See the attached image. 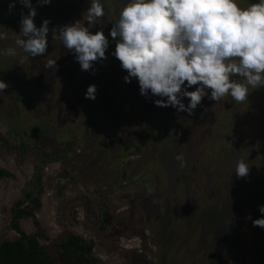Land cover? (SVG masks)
<instances>
[{"label":"rangeland","instance_id":"374dc122","mask_svg":"<svg viewBox=\"0 0 264 264\" xmlns=\"http://www.w3.org/2000/svg\"><path fill=\"white\" fill-rule=\"evenodd\" d=\"M104 2L93 31L108 35L124 0ZM9 3L0 0V31L8 34L0 49L15 47L21 12L29 11L19 0L9 11ZM32 5L37 26L51 21L48 52L0 56L9 84L0 93V166L14 174L0 179V243L21 237L13 210L32 208L31 192L41 207L19 219L21 228L60 264H69L60 245L71 232L94 244L95 264H264V229L252 224L264 204V88L243 104L204 98L194 115L157 107L135 79L124 82L113 56L81 71L55 38L52 29L82 19L87 0ZM48 59L58 69L45 68ZM12 73L22 82L13 85ZM93 83L96 99H86ZM241 158L247 178L234 173Z\"/></svg>","mask_w":264,"mask_h":264},{"label":"clouds","instance_id":"9594fccd","mask_svg":"<svg viewBox=\"0 0 264 264\" xmlns=\"http://www.w3.org/2000/svg\"><path fill=\"white\" fill-rule=\"evenodd\" d=\"M51 2L38 0L41 5ZM19 3L29 11L21 12L15 47L0 49V56L15 57L17 49L25 60L45 56L51 21L44 19L37 26L32 0ZM87 3L82 19L51 30L81 71L94 72V66L111 55L126 72L124 82L137 81L140 95L158 97L153 100L155 106L189 115L195 114L204 98L220 102L229 97L230 102L243 104L251 90L264 88V0H249L246 5L241 0H124L108 35L103 27L93 31L105 18L104 0ZM15 4L16 0H10L9 11ZM7 39V32L0 31V41ZM113 42L115 48L109 52ZM45 68L58 69L57 59H48ZM8 87L0 79V93ZM97 92V85L90 84L85 98L95 100ZM175 159L181 168L185 166L183 153ZM250 169L241 158L234 173L247 178ZM258 211L261 216L252 224L264 229V204L258 205Z\"/></svg>","mask_w":264,"mask_h":264},{"label":"trees","instance_id":"16d2710c","mask_svg":"<svg viewBox=\"0 0 264 264\" xmlns=\"http://www.w3.org/2000/svg\"><path fill=\"white\" fill-rule=\"evenodd\" d=\"M9 78L13 85L18 84V80L20 83L22 82V77L19 74L18 77H15V74L12 73ZM12 147L19 150L24 149L23 145ZM50 159L52 160L53 157L51 156ZM13 176L14 174L11 171L0 166V179ZM26 198L32 199L33 207L19 208L16 206L13 210L11 225L21 234V237L0 243V264H60L51 258L47 248L40 243L39 235H27L22 230L19 219L23 216H34V208L41 207L38 196L32 197V193L27 192ZM109 219V214H106L104 220L108 221ZM60 247L65 257L64 261L69 264H95L97 262L93 256L94 244L87 242L85 238L74 232L67 235Z\"/></svg>","mask_w":264,"mask_h":264}]
</instances>
